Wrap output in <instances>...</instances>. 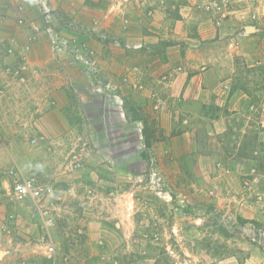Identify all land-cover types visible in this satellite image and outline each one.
Masks as SVG:
<instances>
[{
  "label": "rangeland",
  "instance_id": "rangeland-1",
  "mask_svg": "<svg viewBox=\"0 0 264 264\" xmlns=\"http://www.w3.org/2000/svg\"><path fill=\"white\" fill-rule=\"evenodd\" d=\"M8 1L0 0V50H19L4 33L15 21L22 39L49 42L52 56L26 47L0 75V181L14 169L44 190L39 202L0 203V264H264V0H186L208 24L182 30L191 39L182 40L181 63L232 76L250 96L240 109L220 98L185 107L159 91L149 101L122 82L126 94L113 96L102 76L108 60L75 37L94 29L50 0V23L37 0ZM50 27L88 59L54 51ZM49 101L51 113L36 119Z\"/></svg>",
  "mask_w": 264,
  "mask_h": 264
},
{
  "label": "crops",
  "instance_id": "crops-1",
  "mask_svg": "<svg viewBox=\"0 0 264 264\" xmlns=\"http://www.w3.org/2000/svg\"><path fill=\"white\" fill-rule=\"evenodd\" d=\"M4 1L6 6L9 7V1ZM17 1H14L15 3L11 6L12 10L18 8ZM50 1L53 8H58L60 12L71 17L75 23H79L82 26H90L94 29L90 33L81 34L82 38L79 36L75 37L80 42H83L85 47H90L96 51L95 55L99 61L108 60L107 62H109L110 66L108 68L104 65L105 69L102 76L107 77L109 83L106 84V87H110L113 96L118 97L119 92L123 95L126 94V91L123 90L122 82L127 86L134 85L142 90L143 93L148 95L149 101H154L152 99L153 94L159 91L162 97L165 95L170 97L171 103H173V100H180L185 107L190 106L189 103L192 101L209 104L214 102L216 98H220L228 109H240L250 105V96L246 89L235 88L232 76H218V73L210 64H205L204 70L199 74H195L186 65H182L181 60L184 51L181 47L182 40L191 39V36H187L182 30L188 28L196 32L197 23H199V26L208 24L207 20L197 22L195 17H198L202 10H199V7L190 4V2L186 0H181V2L180 0L175 2L173 0ZM189 1L192 2V0ZM33 11V20H35L38 17L35 5ZM31 13L32 10L28 12V20L29 22L32 21L31 24L36 26L37 22L30 20ZM11 22V28H7L8 33L5 31L4 33L7 34L8 38L11 36L12 40L20 46H18V51L8 55L4 54V49L0 50L1 76H4L2 71L4 61L6 59L13 60L14 58L20 60V54L26 52V47L38 51L39 54L43 53L45 60H50L52 56L49 42L41 39H22L26 34L24 32L25 29H20L18 25L15 27V21ZM210 24H213V22L210 21ZM204 33L208 32H201L205 37ZM217 33L218 31L215 30L214 34ZM209 35L210 38L213 37V35ZM107 38L110 39L109 52L107 50L102 51V48L107 44ZM29 42L30 44H28ZM14 54L16 55L15 57H13ZM2 58H4L3 61ZM42 60L44 59L42 58ZM154 62H157V65L153 68L152 63ZM172 68L174 69L170 70ZM9 78H7V83L12 82V79ZM62 80H65L67 84L65 87L59 85V88H61L62 93L67 95L70 89L69 83L71 84V82L66 79ZM117 81L120 82V88L117 86ZM32 86L31 89H34V87L35 89L30 91L39 89V86ZM42 88L49 89L50 86L49 84H44L40 89ZM102 89L105 88L102 87ZM5 90L12 93L11 97L14 100L12 104L20 103L18 93L20 89L18 87L9 84ZM49 93L52 94V90L48 91ZM69 97H67V101ZM48 98L50 99L49 96H45L42 100L48 101ZM69 101H71V97ZM162 102L166 104L165 102L167 101L162 100ZM50 103V101L48 104L40 103V109H43L44 115L34 117L36 119L47 118V110H50L49 114L52 110ZM175 106L173 104L170 107L162 106V108H174ZM56 109H60V112H63L62 101L56 104ZM221 122V118L216 119V123L221 124ZM3 180L6 183L7 179L4 178Z\"/></svg>",
  "mask_w": 264,
  "mask_h": 264
},
{
  "label": "built area",
  "instance_id": "built-area-1",
  "mask_svg": "<svg viewBox=\"0 0 264 264\" xmlns=\"http://www.w3.org/2000/svg\"><path fill=\"white\" fill-rule=\"evenodd\" d=\"M40 4L42 14L44 15L46 22L51 21V7L49 6L47 0H37ZM3 20V16L0 15V24ZM1 26V25H0ZM50 40L52 49L56 52H62L65 50H70L75 52V57L77 60L83 62L88 58L86 55L87 51L83 48H76L75 44L72 43L69 38L65 35L59 34L53 28H49ZM4 44V40L0 37V46ZM13 49L10 48V51ZM87 58V59H85ZM6 183L4 180L0 181V203H15V202H25L27 200H33L39 202L43 195V187L40 186L37 181L33 178L21 177L14 169H11L6 177ZM45 214H48V210H45Z\"/></svg>",
  "mask_w": 264,
  "mask_h": 264
},
{
  "label": "water",
  "instance_id": "water-1",
  "mask_svg": "<svg viewBox=\"0 0 264 264\" xmlns=\"http://www.w3.org/2000/svg\"><path fill=\"white\" fill-rule=\"evenodd\" d=\"M248 30H251V28H250V27H248V28H247V31H248Z\"/></svg>",
  "mask_w": 264,
  "mask_h": 264
}]
</instances>
